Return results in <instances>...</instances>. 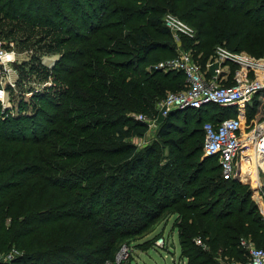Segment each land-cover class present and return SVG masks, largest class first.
<instances>
[{
    "label": "trees",
    "instance_id": "obj_1",
    "mask_svg": "<svg viewBox=\"0 0 264 264\" xmlns=\"http://www.w3.org/2000/svg\"><path fill=\"white\" fill-rule=\"evenodd\" d=\"M167 13L194 30L182 46L201 65L217 46L264 56V0H0V40L32 50L15 66L20 81L51 84L31 90L29 111L0 110V254L16 250L13 264H102L170 217L186 264L243 262L242 239L264 249L250 187L201 155L204 122L233 111L158 115L185 87L181 72L158 68L174 55ZM44 54L59 56L51 68ZM263 104L259 93L254 112ZM136 116L157 121L160 140L139 149L148 127ZM192 116L199 131L185 134Z\"/></svg>",
    "mask_w": 264,
    "mask_h": 264
},
{
    "label": "built area",
    "instance_id": "obj_2",
    "mask_svg": "<svg viewBox=\"0 0 264 264\" xmlns=\"http://www.w3.org/2000/svg\"><path fill=\"white\" fill-rule=\"evenodd\" d=\"M163 24L173 34L194 36L192 27L172 14L165 15ZM211 59L214 63L207 71L209 75L201 70L188 53H181L175 59L158 63V68L164 72H181L185 82L183 90L166 94L157 104L158 115L165 118L172 111L204 109L207 105L231 109L232 116L221 117L215 123L204 122L202 154L218 158L223 179L237 180L236 175L245 167V162L252 163L256 174L253 187L258 184V194L263 198V183L261 181L260 184L257 180L259 175H264V120H251L248 124L246 114L252 107L254 97L259 93L264 94V56L255 58L245 52H233L224 46H217ZM13 60L14 52L8 51L5 43L0 40V86L2 74L10 69ZM3 91L4 88L0 87V98ZM135 118L145 122L148 130L155 124V120L144 116ZM195 244L203 246L198 239ZM165 246L163 236L153 243V247L159 249H165ZM240 246L246 252L245 261H221L220 264H264V249L244 239L240 240ZM130 254L131 246L122 244L113 259L102 264H122L128 261ZM10 256L7 255V258L11 259Z\"/></svg>",
    "mask_w": 264,
    "mask_h": 264
},
{
    "label": "rangeland",
    "instance_id": "obj_3",
    "mask_svg": "<svg viewBox=\"0 0 264 264\" xmlns=\"http://www.w3.org/2000/svg\"><path fill=\"white\" fill-rule=\"evenodd\" d=\"M168 14V13H167ZM170 14V13H169ZM166 14H164L163 16H161V20H162V25L163 24V19L165 17ZM175 16V15H174ZM177 17V16H176ZM170 32V31H169ZM171 33V38H172V45L174 48V55L172 58L168 59H175L179 56V54L181 53H188L190 54L192 60L194 62H196V64H198L201 67V70L206 74H208L207 71L210 70V68L213 66V60L210 58H208V60L201 65V62L199 61L200 55H198V61L194 60L193 54H194V50L190 51L187 49L183 48V36L177 35V34H173ZM166 38V37H165ZM5 43L6 49L8 51H13L14 52V60L13 62L10 64V69L7 70L6 72H4L3 75V81H2V86L4 88L3 91V96L2 98H0V110H6L7 113L14 115L15 113L17 114V112H26L29 111L30 109H28V107H30L29 105L31 104L30 99L31 97H33V92L31 90H38L40 88H45V87H49L50 84V80H48L46 83L44 84H40V82H37L34 80V76H29L27 74V76L25 78H23V81H20V75L18 73V70L16 69L15 66H18L19 64L24 65V62H28L29 61V57L32 54V50L30 48H26L24 50H21V48H19L15 42L12 40H1ZM161 56V55H159ZM251 56V55H250ZM164 56H161V58ZM167 56L165 55V58ZM59 58V56L57 54H44L41 56V61L42 64L45 65L48 68H51L53 66V64L56 62V60ZM168 58V57H167ZM167 60V59H164ZM163 61V60H162ZM25 99L27 102V104L25 105L26 110L23 109V107H19L18 101L19 99ZM39 105H41V107H45L47 109V105L45 102H42V104L39 103ZM5 106V108H4ZM212 106L211 105H207L204 107V109L206 111L213 112L211 111ZM262 108L264 109V104L262 105ZM5 111V112H6ZM262 111V110H261ZM261 111L259 112H253L247 115L246 117V123H250L251 120H257V121H262L264 120V114L263 112L261 113ZM202 120L207 118V116H201ZM197 116H192V121H191V125L189 127L188 130L185 131V134H187L191 129H196L198 130L197 125H194V121L196 120ZM199 131V130H198ZM158 132V126H157V121H155L154 126H151L148 130V132L146 133V135L141 138V139H137L132 141L133 143H135V145L141 149L149 144H152L154 141H158L160 140V138L157 135ZM172 135H177V134H172ZM177 137V136H174ZM165 154H167V151L164 152ZM201 155L203 156V154L201 153ZM201 156V157H202ZM259 177L263 178V175H259ZM239 178V177H238ZM238 181V180H236ZM239 183H241L242 185H246V183H242V181H238ZM244 186H242L243 188ZM251 190V189H250ZM250 199L253 203L254 200L252 199V191H251V196ZM256 205V203H255ZM261 205V206H260ZM259 206L256 205V209L258 211V214L262 217V210L264 213V202L261 203ZM262 209V210H261ZM172 222H173V217H170L168 219V221H161L158 222V224L156 225L155 229L150 232L149 234H147L144 238L139 239L137 241H135L132 245H131V254L130 257L128 259L127 262H123L122 264H186L185 260H182L180 258V248H179V243H178V236H177V231L176 229H172ZM164 237L165 241H166V246L165 249H159L156 247H150L148 248V250L144 249V245L137 246L139 243H144V241L151 239L153 237H157V239L159 237ZM136 245V246H135ZM257 247H263V246H257ZM117 252V251H116ZM7 255H11L12 258L10 259L9 257L7 258ZM115 255V254H114ZM10 256V257H11ZM18 256V253L16 252V250L12 249L10 250L8 253L6 254H0V261H2L4 264H13L15 258ZM227 262H240V261H236L235 259H225Z\"/></svg>",
    "mask_w": 264,
    "mask_h": 264
},
{
    "label": "crops",
    "instance_id": "obj_4",
    "mask_svg": "<svg viewBox=\"0 0 264 264\" xmlns=\"http://www.w3.org/2000/svg\"><path fill=\"white\" fill-rule=\"evenodd\" d=\"M209 75V74H208ZM261 102H263V100L261 99V98H259V97H257V99H256V103L257 104H261ZM252 106H253V104H252ZM251 109H253L254 110V108L253 107H250V110ZM262 110V111H261ZM259 111H261V113L263 112V114H264V109L261 107L260 108V110ZM248 112H249V110H248ZM248 112H247V114H246V117H247V115H248ZM245 167L243 166V169H241L238 173H237V175H236V177H237V180H239L240 182L242 181V183H246L247 185H250V187H251V191H252V199L254 200V202L256 203V205H260L261 203H263L264 202V200H263V198L258 194V184L256 185V187L254 188L253 186L255 185V183L253 182V179H252V177H251V169H250V166H249V164L247 163V162H245ZM245 168H247V169H245ZM239 177V178H238ZM242 177V178H241ZM257 182L258 183H260V184H262L261 183V178L259 177V179L257 180ZM261 206V205H260ZM262 210V209H261ZM262 219H263V221H264V213H263V210H262Z\"/></svg>",
    "mask_w": 264,
    "mask_h": 264
},
{
    "label": "bare ground",
    "instance_id": "obj_5",
    "mask_svg": "<svg viewBox=\"0 0 264 264\" xmlns=\"http://www.w3.org/2000/svg\"><path fill=\"white\" fill-rule=\"evenodd\" d=\"M248 164H249V166H250V169H251V177H252V179L253 180H256V174H255V169H254V166L252 165V163H249L248 161H246Z\"/></svg>",
    "mask_w": 264,
    "mask_h": 264
},
{
    "label": "water",
    "instance_id": "obj_6",
    "mask_svg": "<svg viewBox=\"0 0 264 264\" xmlns=\"http://www.w3.org/2000/svg\"><path fill=\"white\" fill-rule=\"evenodd\" d=\"M204 158H208V157H206V156H203V159H204Z\"/></svg>",
    "mask_w": 264,
    "mask_h": 264
}]
</instances>
